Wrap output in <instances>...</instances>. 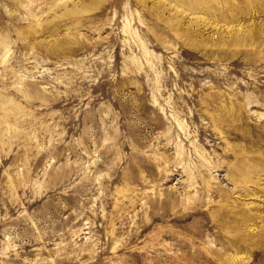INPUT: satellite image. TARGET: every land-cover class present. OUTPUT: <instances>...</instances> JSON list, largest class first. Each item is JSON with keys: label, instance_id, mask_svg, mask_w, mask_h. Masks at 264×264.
<instances>
[{"label": "rangeland", "instance_id": "rangeland-1", "mask_svg": "<svg viewBox=\"0 0 264 264\" xmlns=\"http://www.w3.org/2000/svg\"><path fill=\"white\" fill-rule=\"evenodd\" d=\"M0 264H264V0H0Z\"/></svg>", "mask_w": 264, "mask_h": 264}]
</instances>
